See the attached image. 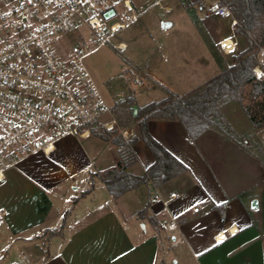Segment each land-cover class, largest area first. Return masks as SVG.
I'll return each mask as SVG.
<instances>
[{
    "label": "crops",
    "instance_id": "crops-1",
    "mask_svg": "<svg viewBox=\"0 0 264 264\" xmlns=\"http://www.w3.org/2000/svg\"><path fill=\"white\" fill-rule=\"evenodd\" d=\"M158 68L141 74L147 88H161V98L221 71L190 82ZM148 97H134L135 105L155 101ZM232 103L241 125L224 113ZM222 113L234 135L210 127L194 138L179 120H149L151 134L187 170L120 197L100 176L117 166L120 151L96 134L64 137L50 155L37 152L11 167L0 182V264H264V126L254 128L241 101L226 103ZM134 150L128 170L142 175L154 156L143 140Z\"/></svg>",
    "mask_w": 264,
    "mask_h": 264
},
{
    "label": "built area",
    "instance_id": "built-area-1",
    "mask_svg": "<svg viewBox=\"0 0 264 264\" xmlns=\"http://www.w3.org/2000/svg\"><path fill=\"white\" fill-rule=\"evenodd\" d=\"M207 1L203 5L211 15L231 17L233 27L241 26L225 0ZM110 8L116 13L106 19ZM139 18L133 0H0V182L28 156L50 155L64 137L84 138L94 128H113L116 119H106L111 106L85 64L87 36L124 51L127 42L114 39ZM254 43L252 71L264 82V41ZM225 44L222 40L226 54L237 47L233 38ZM122 135L129 140L133 133L124 129ZM160 198L157 194L152 201Z\"/></svg>",
    "mask_w": 264,
    "mask_h": 264
},
{
    "label": "rangeland",
    "instance_id": "rangeland-1",
    "mask_svg": "<svg viewBox=\"0 0 264 264\" xmlns=\"http://www.w3.org/2000/svg\"><path fill=\"white\" fill-rule=\"evenodd\" d=\"M140 13L138 21L122 29L116 35L115 41L127 42V49L119 51L113 45H99L87 36L90 51L85 58V64L95 82L101 88L111 107L107 120L116 119L113 128H106L113 132V136L122 135L124 129H136L135 123L123 125L120 116L126 112L116 113L114 105L119 100L133 95L139 102H145L148 96L160 99V89L147 88L151 85L148 77L141 72L145 67L155 73L154 66H159L163 76L187 75L190 82L208 78L216 70H222L234 63V55L245 50L249 43L244 36L236 33L237 27L231 24V17H216L204 7V0H133ZM164 6L170 7L169 10ZM120 10L122 5L116 4ZM164 22H171L168 27ZM264 17L260 18L255 29H248L249 37L255 41L261 40V29ZM225 38H233L237 47L226 54L221 46ZM135 71V72H134ZM158 72V71H157ZM147 79V81H146ZM138 81H144V87ZM252 86L247 85L241 99V104L254 106L264 95L254 97ZM167 93V91H166ZM135 99V100H136ZM236 103L225 107V115L241 125V115ZM125 109V107H122ZM245 117V116H244ZM105 128V127H104Z\"/></svg>",
    "mask_w": 264,
    "mask_h": 264
},
{
    "label": "trees",
    "instance_id": "trees-1",
    "mask_svg": "<svg viewBox=\"0 0 264 264\" xmlns=\"http://www.w3.org/2000/svg\"><path fill=\"white\" fill-rule=\"evenodd\" d=\"M238 18L241 26L236 33L244 36L248 47L234 55V63L213 75L201 85L184 94L166 89L165 97L139 106L134 111L135 98L127 96L114 105L124 126L135 123L137 133L126 140L123 135L113 136V132L104 128H94L93 134L111 140L116 146L123 145L117 166L105 171L100 176L108 190L120 197L125 192L153 181L157 186L177 177L187 170V166L173 155L150 132L148 122L151 119L179 120L192 137H197L210 127H220L224 132L234 135L232 128L222 113V106L230 101H241L244 88L252 86L254 97L264 95V82L256 79L252 68L255 64V43L247 30L255 29L260 18L264 17V0H225ZM264 41V26L261 29V40ZM125 107L123 109L122 107ZM244 110L257 130L264 126V98L252 107L244 105ZM143 140L154 156V162L146 173L136 175L128 170L130 164L137 160L134 144Z\"/></svg>",
    "mask_w": 264,
    "mask_h": 264
},
{
    "label": "water",
    "instance_id": "water-1",
    "mask_svg": "<svg viewBox=\"0 0 264 264\" xmlns=\"http://www.w3.org/2000/svg\"><path fill=\"white\" fill-rule=\"evenodd\" d=\"M115 13H116L115 9H114V8H110V9H108V10H106V11L104 12V16H105L106 19H109V18L112 17ZM170 25H171V22H164V26H165V27H168V26H170ZM133 107H134V111H135V113H137L138 106H137V105H134Z\"/></svg>",
    "mask_w": 264,
    "mask_h": 264
},
{
    "label": "bare ground",
    "instance_id": "bare-ground-1",
    "mask_svg": "<svg viewBox=\"0 0 264 264\" xmlns=\"http://www.w3.org/2000/svg\"><path fill=\"white\" fill-rule=\"evenodd\" d=\"M224 40L226 41L225 45H227V43L231 44V38H225ZM228 49H229V47H228Z\"/></svg>",
    "mask_w": 264,
    "mask_h": 264
},
{
    "label": "snow or ice",
    "instance_id": "snow-or-ice-1",
    "mask_svg": "<svg viewBox=\"0 0 264 264\" xmlns=\"http://www.w3.org/2000/svg\"><path fill=\"white\" fill-rule=\"evenodd\" d=\"M29 2H31V0H29Z\"/></svg>",
    "mask_w": 264,
    "mask_h": 264
}]
</instances>
